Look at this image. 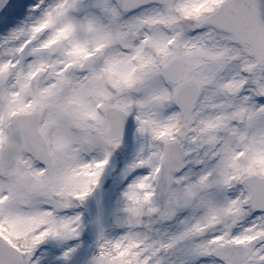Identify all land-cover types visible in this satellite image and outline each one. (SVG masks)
<instances>
[{
	"label": "snow or ice",
	"instance_id": "1",
	"mask_svg": "<svg viewBox=\"0 0 264 264\" xmlns=\"http://www.w3.org/2000/svg\"><path fill=\"white\" fill-rule=\"evenodd\" d=\"M0 264H264V0H0Z\"/></svg>",
	"mask_w": 264,
	"mask_h": 264
}]
</instances>
